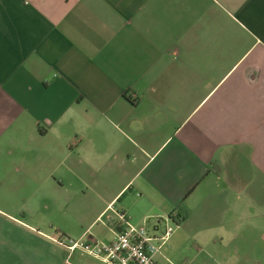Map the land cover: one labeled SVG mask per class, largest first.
Segmentation results:
<instances>
[{"label": "crops", "instance_id": "0c3cea01", "mask_svg": "<svg viewBox=\"0 0 264 264\" xmlns=\"http://www.w3.org/2000/svg\"><path fill=\"white\" fill-rule=\"evenodd\" d=\"M0 192V264H264V0H0Z\"/></svg>", "mask_w": 264, "mask_h": 264}, {"label": "built area", "instance_id": "2783aa9c", "mask_svg": "<svg viewBox=\"0 0 264 264\" xmlns=\"http://www.w3.org/2000/svg\"><path fill=\"white\" fill-rule=\"evenodd\" d=\"M121 219L125 221L124 215H121ZM179 223L177 212L153 223L146 220L138 226L126 222V227L116 233L111 242L105 243L93 238L69 240L67 247L71 250L81 249L108 264H156V255L170 239L175 230L174 225Z\"/></svg>", "mask_w": 264, "mask_h": 264}, {"label": "rangeland", "instance_id": "374dc122", "mask_svg": "<svg viewBox=\"0 0 264 264\" xmlns=\"http://www.w3.org/2000/svg\"><path fill=\"white\" fill-rule=\"evenodd\" d=\"M0 195H2L3 198H7V193H6V192H0ZM19 198H20V200H19V204H18V206L21 205L22 202H23V201H22V198H21V197H19ZM12 203H18V202H12ZM13 210H14V209H13ZM13 210H11V211H13ZM41 211L44 212V213L46 214L47 217H50V213H49V212L44 211L43 208H41ZM19 212H22V211H19ZM20 214H21V213H20ZM167 247H168V246L164 247L163 252L166 251ZM177 262H178V261H177ZM175 264H182V262H178V263H175Z\"/></svg>", "mask_w": 264, "mask_h": 264}, {"label": "trees", "instance_id": "16d2710c", "mask_svg": "<svg viewBox=\"0 0 264 264\" xmlns=\"http://www.w3.org/2000/svg\"><path fill=\"white\" fill-rule=\"evenodd\" d=\"M178 219H179V221L181 222V221L183 220V215H182V214H179V215H178Z\"/></svg>", "mask_w": 264, "mask_h": 264}]
</instances>
